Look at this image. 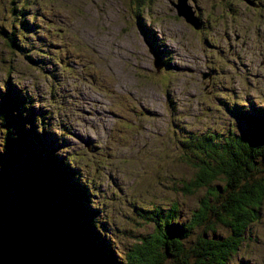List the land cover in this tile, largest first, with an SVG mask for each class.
<instances>
[{"label": "rangeland", "instance_id": "374dc122", "mask_svg": "<svg viewBox=\"0 0 264 264\" xmlns=\"http://www.w3.org/2000/svg\"><path fill=\"white\" fill-rule=\"evenodd\" d=\"M176 1L183 0H0V99L6 93L25 95L34 107L42 106L51 116L50 130L68 135L56 152L80 173L84 163L96 173L86 162L91 152L107 159L105 169H119L90 188L93 223L112 251L111 259L100 257L102 264H125L133 245L155 234L141 208L175 202L177 220L185 222L206 194L208 186L183 190L194 168L181 158L179 127L215 131L220 139L237 132L238 118L228 111L233 105L264 108V0H186L199 29L177 15ZM147 37H154L165 62L159 71ZM205 71L210 81L202 79ZM122 116L139 128L126 146L114 134ZM146 140L156 153L149 162L141 156ZM136 151L134 159L119 161ZM21 167L9 158L0 129V176L15 175ZM3 192L12 206L16 191L6 183ZM210 222L211 227H194L185 246L199 236L230 235L229 226ZM242 237L225 264H264V200ZM157 251L158 264H178L162 246ZM45 252L49 264H85L60 247Z\"/></svg>", "mask_w": 264, "mask_h": 264}, {"label": "trees", "instance_id": "16d2710c", "mask_svg": "<svg viewBox=\"0 0 264 264\" xmlns=\"http://www.w3.org/2000/svg\"><path fill=\"white\" fill-rule=\"evenodd\" d=\"M139 26L142 28L141 24ZM147 38L146 41L154 46V37ZM9 43H15L13 37ZM31 103L25 95L18 94L6 93L0 99L3 140L9 158L16 159L22 166L15 175L2 171L0 194L8 205L3 190L6 183L13 187L16 194L12 206H7L9 211L16 218L31 219L43 228L46 250L60 247L75 261L102 264L100 257L104 261L111 259L112 251L99 238L93 223L95 214L89 202L94 194L90 188H94V183H102L107 172L116 176L119 169L117 167L115 172L111 167L105 169L109 163L107 159L91 152L86 162L92 163L96 173L93 174L91 164L85 163L80 173L69 157L56 152L59 143L67 144L64 136L68 135L60 132L58 136L52 132L51 116L42 106L36 108ZM228 111L238 118L237 132L228 131L220 139L215 131L178 128L176 143L181 158L194 168L183 190L192 192L208 186L206 194L185 222L177 220L179 209L175 202L169 206L141 208L145 213L142 217L152 225L155 234H147L134 244L126 253L125 264H158L162 256L157 251L159 246L178 260V264H225L236 251L246 227L256 218L264 200V108L244 109L233 105ZM138 133L139 128L131 118L117 119L114 134L122 136L117 144H130ZM143 146L146 148L141 156L149 162L155 150L147 140ZM137 152L123 154L119 161L134 159ZM104 155L110 153L106 150ZM81 176L84 180L79 178ZM214 181L223 182V186H212ZM110 182H115L114 178ZM214 219L230 227L229 236H199L192 246H185L184 238L194 227L200 224L211 227L210 221Z\"/></svg>", "mask_w": 264, "mask_h": 264}, {"label": "water", "instance_id": "95a60500", "mask_svg": "<svg viewBox=\"0 0 264 264\" xmlns=\"http://www.w3.org/2000/svg\"><path fill=\"white\" fill-rule=\"evenodd\" d=\"M172 5L176 8L177 15L182 16L184 18V20L187 23H189L194 29H199L201 27V22H200L199 18L197 16H195L193 14V11L190 10L189 6L186 5V0H183L181 3L179 1H176V2L172 3ZM146 44H147L149 52L151 53V56L153 58L152 63L154 65L155 69L157 71H159L165 65V62H164V60L161 59V56L152 47V45L149 43V41H146ZM201 77L203 80H205L207 78L208 81H210L212 74H211V72L205 71L201 74ZM7 206L8 205L5 204V201L3 200V198L0 194V245H1L0 246V264H25L26 261L32 262L29 264H35V263L36 264H41V263L42 264L43 263L49 264L47 254L45 252L46 240H45V233H44L43 228L38 226V224L31 219H28L25 217H17L16 218V216L11 214V212L9 211ZM30 223L33 225L35 224L34 225L35 226V228H34L35 229V238H37L35 240L38 244H40V245H36V250L32 249V247H31V243L33 242V239L31 238V242L29 243L27 241V236L23 234V228H25L26 224L28 226L32 227ZM41 228H42V230H40ZM31 234H33V232H31ZM20 236H21V238H19ZM39 239H40V241L41 240L42 241L40 242ZM25 241L27 243L22 244ZM5 243H7V244L10 243V245L12 247H8ZM20 244H22V246H20ZM5 245H6V247H5ZM25 247H26V249H25Z\"/></svg>", "mask_w": 264, "mask_h": 264}, {"label": "bare ground", "instance_id": "6f19581e", "mask_svg": "<svg viewBox=\"0 0 264 264\" xmlns=\"http://www.w3.org/2000/svg\"><path fill=\"white\" fill-rule=\"evenodd\" d=\"M152 47H153V45H152ZM242 125V124H241ZM30 222V221H29ZM14 229V228H13ZM13 231V230H12ZM31 232H33V234H31ZM12 233V232H11ZM23 234L24 235H26L27 236V241L29 242V241H31V238L33 239V242L31 243V247H32V249H35L36 250V245H40V244H38L37 242H36V240L35 239H37V238H35V229H33L32 227H30V226H28L27 224L25 225V228H23ZM42 236V235H41ZM19 238H21V236L19 237ZM26 238V237H25ZM39 241H40V239H39ZM42 241V240H41ZM40 241V242H41ZM10 242V241H9ZM16 243V242H15ZM30 243V242H29ZM8 247H12L11 245H10V243H5ZM6 245H5V247H6ZM1 246V245H0ZM26 249V248H25ZM3 250V249H2ZM4 251V250H3ZM36 255V254H35ZM21 256V255H20ZM39 256V255H38ZM41 258V257H40ZM35 261V260H34ZM28 262V263H27ZM17 263V262H16ZM29 263H32V262H30V261H26V263L25 264H29ZM36 264V263H35Z\"/></svg>", "mask_w": 264, "mask_h": 264}, {"label": "flooded vegetation", "instance_id": "af4514ba", "mask_svg": "<svg viewBox=\"0 0 264 264\" xmlns=\"http://www.w3.org/2000/svg\"><path fill=\"white\" fill-rule=\"evenodd\" d=\"M144 1L145 0H138V4H140V3H144ZM224 34H225V30H223L222 31V33H221V36H224ZM229 37V35H227L226 34V39ZM234 40L235 41H239V40H241V37H240V35L239 34H234ZM154 47V49L156 50V51H158L159 52V54H161V51L154 45L153 46Z\"/></svg>", "mask_w": 264, "mask_h": 264}]
</instances>
